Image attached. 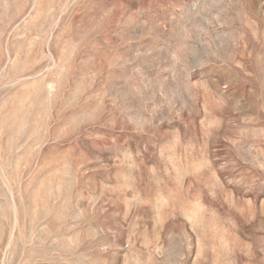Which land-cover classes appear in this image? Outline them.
I'll use <instances>...</instances> for the list:
<instances>
[{"label":"rangeland","instance_id":"obj_1","mask_svg":"<svg viewBox=\"0 0 264 264\" xmlns=\"http://www.w3.org/2000/svg\"><path fill=\"white\" fill-rule=\"evenodd\" d=\"M0 264H264V0H0Z\"/></svg>","mask_w":264,"mask_h":264}]
</instances>
